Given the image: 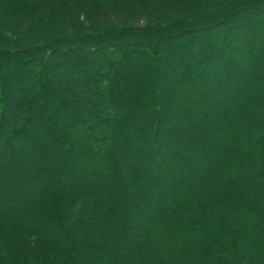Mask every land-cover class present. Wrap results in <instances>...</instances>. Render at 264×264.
Here are the masks:
<instances>
[{
  "label": "trees",
  "instance_id": "trees-1",
  "mask_svg": "<svg viewBox=\"0 0 264 264\" xmlns=\"http://www.w3.org/2000/svg\"><path fill=\"white\" fill-rule=\"evenodd\" d=\"M0 264H264V0H0Z\"/></svg>",
  "mask_w": 264,
  "mask_h": 264
},
{
  "label": "rangeland",
  "instance_id": "rangeland-1",
  "mask_svg": "<svg viewBox=\"0 0 264 264\" xmlns=\"http://www.w3.org/2000/svg\"><path fill=\"white\" fill-rule=\"evenodd\" d=\"M242 39H244V35H242V36L240 37L239 40H242ZM239 40H236V41H235V45H236V46L239 45V42H240ZM186 45H187V44H186ZM217 63H218V62H216V64H213V63L211 64V65H212V66H211V70H216V69L218 68V66H219L220 63H218V64H217ZM173 66H175V65L173 64ZM135 159H138V157H136Z\"/></svg>",
  "mask_w": 264,
  "mask_h": 264
}]
</instances>
